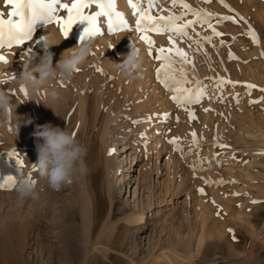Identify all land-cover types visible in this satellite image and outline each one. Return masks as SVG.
<instances>
[{"label": "rangeland", "instance_id": "rangeland-1", "mask_svg": "<svg viewBox=\"0 0 264 264\" xmlns=\"http://www.w3.org/2000/svg\"><path fill=\"white\" fill-rule=\"evenodd\" d=\"M134 2L149 7L148 0ZM183 2L192 11L179 2L152 0V15L182 17L178 25L195 23L183 36L145 32L154 40L150 47L135 28L137 16L128 0H118V6L129 8L124 15L129 29L108 32L104 17L92 54L71 80L47 82L33 102L16 82L24 53L38 63L41 36L56 28L57 45L50 49L55 64L77 45L87 22L75 23L65 38L58 23L41 20L33 26L32 40L0 48L7 61H0V86L19 104L0 126V183L19 179L20 170L39 192L36 200H21L15 184L0 188V264H264V0ZM12 11L0 0L4 19H15L8 15ZM250 31L259 43H253ZM169 37L188 61L171 56L175 79H187L190 83L181 87L193 90L182 100L200 96L199 103L178 105L171 97L181 93L165 89L157 79L156 69L165 63L156 59L157 49L172 48ZM132 42L144 51V62L128 76L113 62H121L118 54H127ZM51 90L59 93L58 100L48 97ZM81 101H86L84 110ZM15 111L34 121L22 124L18 137ZM46 122L66 128L86 149L87 171L59 190L31 167L37 162L31 133ZM149 123L153 136L143 140ZM172 138H178L177 144L169 143ZM138 211L145 212L147 222L135 226L131 217ZM93 212L99 220L88 235ZM67 238L79 240L73 244Z\"/></svg>", "mask_w": 264, "mask_h": 264}, {"label": "clouds", "instance_id": "clouds-1", "mask_svg": "<svg viewBox=\"0 0 264 264\" xmlns=\"http://www.w3.org/2000/svg\"><path fill=\"white\" fill-rule=\"evenodd\" d=\"M40 39L43 42V55L39 56L38 63L33 62L36 57L32 59L27 57L23 60V71L16 77V82L26 94L40 91L49 81L71 80L76 70L92 54L95 44V36L88 35L83 40L80 39L76 46L64 51L60 59L53 64L55 54L50 49L57 45L55 34L44 33ZM110 48L114 47L110 46ZM129 48L130 51L127 54H118L121 62L113 63L124 74L134 76L142 68L144 51L134 42L129 45ZM0 85H2V80H0ZM48 97L53 101L58 100L59 93L51 90L48 92ZM18 105H14L9 94L0 86V126L7 123L13 108L15 107L16 110ZM52 110L55 113L54 109ZM16 117L14 131L18 137L21 125H31L34 121L32 117L25 118L17 115ZM31 135L34 138L37 152V162L31 167L38 171L41 178H46L54 190H59L62 185L73 183L76 176L87 171L83 160L86 149L66 128L46 122L36 124ZM19 172V179L15 180L14 187L18 198L21 200L25 198L38 199L39 192L35 182L23 175L20 170Z\"/></svg>", "mask_w": 264, "mask_h": 264}, {"label": "snow or ice", "instance_id": "snow-or-ice-1", "mask_svg": "<svg viewBox=\"0 0 264 264\" xmlns=\"http://www.w3.org/2000/svg\"><path fill=\"white\" fill-rule=\"evenodd\" d=\"M173 6L178 2L181 3L182 7L188 11H192L191 6L184 3L183 0H171ZM210 2V0H207ZM223 2V0H221ZM6 4H10L13 7V11L8 15L15 19H4L3 14H0V48L5 46L12 47L13 45L24 44L26 41L33 39V26L40 20H43L45 24H50L56 22L59 24L62 34L67 37L72 26L79 22H87V27L84 29L80 39L83 40L84 37L88 35L97 36L101 35V27L99 26V18H107V31L117 32L129 29V23L124 18L123 13L116 11L115 0H71L70 3H64L63 0H5ZM129 6L133 9L134 15L137 16L135 20V28L141 33V39L144 40L150 47L154 45V40L151 37L144 35L145 32L151 31L157 34H163L165 31L175 32L178 35H186L185 29L189 28L195 21H189L183 25H178L176 21L180 20L182 17H176L174 15L169 16H154L151 12V0H149V7L142 9L139 4L134 2V0H128ZM95 4L98 11L93 13H86V9L90 5ZM58 9L66 10V15L57 16L56 13ZM194 15L199 16L200 13L196 12ZM222 19L227 20L230 17H223ZM163 22V24H161ZM213 33L217 36L222 35L213 28ZM249 35L252 38L253 43H259V39L255 32L250 31ZM210 39V38H206ZM169 42L173 45L172 48H159L157 52L159 55L156 59L163 60L165 63L161 64L160 68L156 69L157 79L165 87V89L170 91L180 92L181 95H174L171 99L178 105L181 103H199L200 96H195L192 98L190 95L187 101L182 100L184 94H192L193 90L188 88H182V84L190 83L187 79L182 81L176 80L174 71H172V65L174 61L171 59L173 53L182 57L184 63H187L186 53L175 45V41L169 37ZM152 54L151 52L149 53ZM230 58L232 54L230 53ZM264 55V53H261ZM0 61L7 62L4 56H0ZM161 73H168V75H161ZM219 83H233L232 81L221 80ZM201 82L197 81V85ZM247 88H256L257 85L247 84ZM197 92L201 89L197 88ZM264 91V89H262ZM203 93H201L202 95ZM206 111L208 109H205ZM193 114L190 113V117ZM178 120V118H177ZM193 142L197 143L195 137L196 133H192ZM178 138H172L169 140L171 144H177ZM219 147H225L224 145H219ZM114 150H109V155L112 154ZM14 154V153H13ZM20 163V161H17ZM15 184V179L9 177L8 180L0 183V188H11ZM203 193V189H199ZM256 203V201H253ZM231 231V230H229Z\"/></svg>", "mask_w": 264, "mask_h": 264}, {"label": "bare ground", "instance_id": "bare-ground-1", "mask_svg": "<svg viewBox=\"0 0 264 264\" xmlns=\"http://www.w3.org/2000/svg\"><path fill=\"white\" fill-rule=\"evenodd\" d=\"M148 2H149V0H148ZM117 3H118V0H115V6L117 5ZM153 6H154V3H152V0H151V9H153ZM117 7L119 8V10H118V12H120V13H123V15H126L128 12H129V8H127V9H124V7H120V6H118L117 5ZM87 10L89 11V12H92L93 10V12H95V11H98V8H97V6L96 5H94V4H92V5H90L89 6V8H87ZM92 12V13H93ZM104 19V17H101V18H99V21H102ZM105 20V19H104ZM41 21V20H40ZM40 21H38L37 23H39ZM36 23V24H37ZM45 33H53V34H55V37H56V35L57 34H59V31L55 28H51V29H47V31L45 32ZM23 45V44H22ZM34 52H35V50H34ZM258 52H259V50H258ZM20 54V56L21 55H24L25 54V57L27 58V57H29V59H32L34 56H33V54H31V56L30 55H26V53H19ZM34 63H37V60L35 59L34 61H33ZM24 95V94H23ZM26 96H27V99H29V100H33V99H35V93H32V94H26ZM24 98V97H23ZM28 100V101H29ZM31 101H29V102H31ZM33 102V101H32ZM84 102L86 103V101H81L80 103H81V109H83L84 108V106L83 105H85L84 104ZM84 110V109H83ZM150 123H149V127L145 130L147 133V136H145V137H143L142 139L143 140H146V139H149V138H151L152 136H153V133H152V128H150ZM30 135V134H29ZM30 139V138H29ZM30 141V140H29ZM31 142V141H30ZM115 144H117V143H115ZM35 145V144H34ZM131 147H129V149H130ZM116 150L117 151H120V153H119V157H121L122 156V150H121V148H120V146L119 147H117L116 148ZM131 163H132V160H131ZM112 177V176H111ZM110 176H109V178H111ZM113 178V177H112ZM139 180V179H138ZM111 181V180H110ZM130 182V181H129ZM135 183V182H134ZM109 185V184H108ZM133 188V185H131V188H130V191H131V189ZM110 197V196H109ZM134 197H136V193L134 192ZM112 199V198H111ZM49 206V205H48ZM115 207V206H114ZM50 208V207H49ZM114 209V208H113ZM44 210V209H43ZM45 210H46V207H45ZM43 211V212H46V211ZM95 210V209H94ZM93 210V211H94ZM97 210V209H96ZM31 211V210H30ZM48 211V210H47ZM49 214V213H48ZM37 216V215H36ZM93 223H92V226H88L89 228H88V235H90V233L91 234H93V232H94V230H95V228H96V225H97V223H98V220H99V218H98V213L97 212H93ZM39 218V217H38ZM88 221H89V219H88ZM131 221H132V224L133 225H135V226H139V225H143V224H146V222H147V217H146V215H145V212H142V211H138L137 213H136V215L135 216H133V217H131ZM84 223V222H83ZM89 223H90V221H89ZM86 225V224H85ZM85 225H84V227H85ZM105 226V225H104ZM262 229V228H261ZM102 230V229H101ZM263 230V229H262ZM103 231V230H102ZM260 232H262L261 230H260ZM86 233V232H85ZM103 233V232H102ZM100 234V233H99ZM103 234H101V236H102ZM77 236V235H76ZM99 237H100V235H99ZM70 238V237H69ZM75 239L77 238V237H74ZM73 237H72V239H74ZM110 238V237H109ZM71 239V240H72ZM101 239V238H100ZM67 240H68V238H67ZM70 240V239H69ZM68 240V241H69ZM70 240V241H71ZM79 240V239H78ZM78 240H75V243H76V241H78ZM88 240H91L90 239V237L88 236L87 237V241ZM69 241V242H70ZM72 242V241H71ZM85 242V241H84ZM90 242V241H89ZM73 243V242H72ZM71 243V244H72ZM75 243H73V244H75ZM78 243V242H77ZM76 243V244H77ZM70 244V245H71ZM72 244V245H73ZM69 245V244H68ZM89 246V245H88ZM77 247V246H76ZM70 249H73L74 248V250H75V252H77L78 250H79V248L77 249V248H75V247H72V246H70L69 247ZM87 250V249H86ZM72 251V250H71ZM76 254H79L78 252L76 253ZM221 259H224V260H227L228 258H221ZM186 260V259H185ZM187 261V260H186ZM189 261V260H188ZM187 261V263H189ZM182 263V262H181ZM162 264V263H161ZM206 264H209L208 262L206 263Z\"/></svg>", "mask_w": 264, "mask_h": 264}]
</instances>
